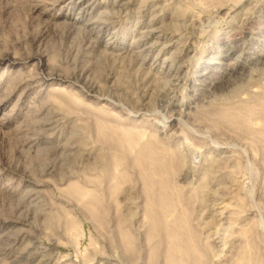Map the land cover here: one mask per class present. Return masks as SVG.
Wrapping results in <instances>:
<instances>
[{"label": "rangeland", "instance_id": "374dc122", "mask_svg": "<svg viewBox=\"0 0 264 264\" xmlns=\"http://www.w3.org/2000/svg\"><path fill=\"white\" fill-rule=\"evenodd\" d=\"M69 1L0 0V264H264V0Z\"/></svg>", "mask_w": 264, "mask_h": 264}, {"label": "bare ground", "instance_id": "6f19581e", "mask_svg": "<svg viewBox=\"0 0 264 264\" xmlns=\"http://www.w3.org/2000/svg\"><path fill=\"white\" fill-rule=\"evenodd\" d=\"M77 1V2H76ZM87 1V0H86ZM70 4H72L74 7V9L80 5H82L80 3V1L78 0H70L69 1ZM80 11V10H79ZM78 11V12H79ZM85 13V12H84ZM184 21V20H183ZM190 22V21H189ZM182 23V22H181ZM185 24V23H184ZM202 29V28H201ZM154 30V28H153ZM148 33V32H147ZM146 33V34H147ZM150 34V33H148ZM147 34V36H148ZM156 36V35H155ZM165 35H157L158 39L161 38H165ZM234 36V34H233ZM142 37V36H141ZM146 37V36H145ZM153 39V38H152ZM172 41V38H170ZM230 40V39H229ZM158 42V41H157ZM150 44V42H148ZM153 43V42H152ZM145 44V43H144ZM143 44V45H144ZM148 44V45H149ZM186 44V43H185ZM142 45V46H143ZM146 45V44H145ZM151 45V44H150ZM154 45H156L154 43ZM191 45V44H190ZM238 43H234V42H229L226 41L225 42V46H224V52L220 54H218V59L219 61H214L217 65V71L216 75H214V73L209 74L210 68H206L201 70V72L199 73V75L201 76V78H198L199 83L202 85L203 88H211V87H217V86H221L222 84L227 81L226 79L231 78L232 76H235V74L237 73V71H244V69H246V67L252 62L256 61V62H263L264 61V52L260 53L259 51H255L253 52L254 54L249 55L248 57L245 58V54L248 53L247 51H245L244 48L240 49ZM144 47V46H143ZM149 47V46H148ZM154 47V46H153ZM152 47V48H153ZM186 49L187 51H190L191 47H189V44L187 43L186 45ZM164 48L166 47H161V49L159 50V52L157 53V55L151 60L152 64H156L160 59H161V54L164 51ZM145 50L147 49V45L146 47H144ZM150 49V47H149ZM148 52V51H147ZM151 52V51H150ZM149 53V52H148ZM147 53V54H148ZM165 53V52H164ZM187 53V52H186ZM159 54V57H158ZM171 57V56H170ZM213 57V56H212ZM217 57V56H216ZM229 59H231V61H229ZM174 61V60H173ZM212 63L215 65V63ZM166 63V58H164L163 60V64L165 65ZM264 63V62H263ZM170 65V64H169ZM219 65V66H218ZM153 66V65H152ZM163 66V65H162ZM214 66H212L213 69ZM168 71L171 70V66H168ZM215 70V67H214ZM213 72V71H212ZM209 74V75H208ZM83 75V74H82ZM86 80V79H85ZM197 80V79H196ZM194 80V81H196ZM212 89V88H211ZM258 90L254 89V90H250L248 91V94L250 96H257ZM144 104V103H143ZM184 105V104H183ZM240 108V109H239ZM238 110L235 109L234 107H225L223 108V110L221 111V115L225 116V117H231L233 119H239V121L246 125L249 126L250 124H252L255 116L258 114V112L255 109V107L250 106L248 103H243L241 105V107H239ZM260 113V112H259ZM181 118V117H180ZM179 120V119H177ZM181 121H183V118L180 119ZM179 120V121H180ZM180 121V122H181ZM179 122V123H180ZM184 122V121H183ZM185 123V122H184ZM183 123V124H184ZM172 125V123H171ZM186 125V124H185ZM166 126V125H165ZM170 126V125H169ZM188 126V125H187ZM167 128V127H166ZM189 128V127H188ZM195 133V132H194ZM206 136V135H205ZM146 156V154L143 152L142 154V159H144V157ZM147 157V156H146ZM151 172V170H149ZM158 173L163 174L160 171V168H158L157 170ZM164 182V181H163ZM30 252V251H29ZM56 253V252H55ZM47 256V255H46ZM44 258V257H43ZM47 258V257H46ZM45 259V258H44ZM49 261V259L47 260ZM47 261L45 262L47 264ZM40 262V261H39ZM53 261L48 262V264H52Z\"/></svg>", "mask_w": 264, "mask_h": 264}]
</instances>
